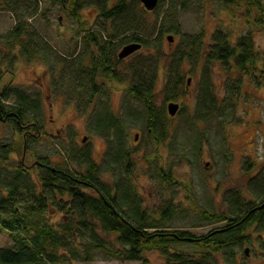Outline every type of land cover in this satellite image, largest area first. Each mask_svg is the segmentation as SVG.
<instances>
[{
	"label": "trees",
	"instance_id": "1",
	"mask_svg": "<svg viewBox=\"0 0 264 264\" xmlns=\"http://www.w3.org/2000/svg\"><path fill=\"white\" fill-rule=\"evenodd\" d=\"M24 1L31 12L17 16L11 31L0 36L4 56L10 55L12 61L20 57L29 62L42 60L48 66L52 80L56 83L60 80L61 93L68 94L84 112L98 95L105 92L108 83H127V100L144 104L148 134L158 148L175 144L176 132L172 128L173 118L167 112V104L186 95L188 79L183 71L186 62L195 65L203 62L195 114L197 122L207 121L214 114L224 118L236 112L245 76L253 77L258 85L264 83V70L259 67L263 60L260 61L257 54L252 29L234 42L220 27L213 33L208 46L204 31L183 34L164 84V104L159 108L156 103L158 65L166 36L181 34L178 12L182 4L179 0H171L163 16L161 11L165 0H159L153 11H147L139 0H117L112 6L110 0H72L69 15L83 23L82 11L96 9L95 18L103 22L107 36L105 40L100 33H87L82 38L85 50L68 56L60 54L29 22L39 13L36 1L13 0V5H7L15 8ZM217 1L230 9L243 4L248 11L259 9L260 14L253 23L264 28V0ZM3 2L2 6H5ZM186 4L187 0H183V5ZM133 42L143 43L148 54L132 59L121 68L117 52L120 47ZM93 51L101 53L96 56ZM215 63L237 75L235 80L228 82L227 93L222 99L211 77ZM185 108L182 105L179 114ZM41 111V101L31 99L25 90H11L10 86L1 89L0 114L7 118V122H13L16 131L22 135L23 145H6L0 141V234L8 232L13 241L12 245L0 250V264L91 262L97 251L121 262L147 264L148 254L158 251L166 264H219V255L223 256L226 249L251 244L256 232H264V170L249 182L255 201L236 191L230 193L228 214L199 209L203 221L225 222L222 227L201 236L190 230L166 229V223L178 209L177 204L169 200L161 208L146 205L132 181L136 162L135 150L128 147V120L112 111L98 117L97 130L118 146L114 163L124 173L125 183L112 184L104 179L100 165L89 153L79 158L81 165L87 164L81 171L67 166L66 160L62 165L54 166L48 157L36 161L37 176L31 171L34 168L27 166L24 160L16 167H9L10 153L27 155L30 144L39 135L38 123L37 134L29 129L33 125L31 114L39 115ZM160 158L154 154L153 158L143 160L147 163ZM159 177L165 182L174 179L172 172H164L163 166ZM257 200L259 203L255 204ZM178 244H194L201 247V251L199 254L188 253L179 250Z\"/></svg>",
	"mask_w": 264,
	"mask_h": 264
},
{
	"label": "rangeland",
	"instance_id": "2",
	"mask_svg": "<svg viewBox=\"0 0 264 264\" xmlns=\"http://www.w3.org/2000/svg\"><path fill=\"white\" fill-rule=\"evenodd\" d=\"M32 1H36L40 9L29 22L64 56L82 53L86 48L82 38L87 33L104 32L103 22L95 18L98 13L96 9L83 10L82 18L85 22L80 23L69 15L72 0ZM116 1L110 0V6ZM2 2L3 0H0V36L11 31L17 22V16L31 12L26 8V1L15 8L12 6L13 0L3 2L5 6H2ZM165 2L162 16L171 0ZM179 2L182 4L178 12L181 34H168L174 35V42L164 39L158 65L156 103L159 108L164 104V84L183 34H199L204 31L208 46L213 33L220 27L228 32L234 42L252 29L257 54L260 55V61L263 60L259 62V67L264 70V28L253 23L260 14L259 9L251 8V11H248L244 4L230 9L217 0H187L186 5H183V0ZM7 3L12 5L8 6ZM106 34L102 33L104 37ZM2 49L4 46L0 43V91L5 86H10L11 90L21 88L31 99L40 100L42 104L41 113L31 114L30 117L33 125L29 130H34L33 134H37L35 128L38 123L39 135L30 144L27 155L10 153L11 161L7 164L9 167H16L24 160L27 166L34 168L31 171L37 176V168L34 167L36 161L48 157L54 166L62 165L66 160L67 166L81 171L85 170L87 164L81 165L79 158L89 153L100 165L104 179L112 184L125 183L124 173L120 166L114 163L118 146L115 142L110 143L109 137L97 130L98 117L112 111L128 120V147L135 150L136 162L132 181L139 188L146 205L149 208H161L165 207L169 200L177 204L178 209L166 223V229L190 230L201 236L222 227L225 222L207 223L201 219L199 209L228 214L230 193L236 191H241L250 201H255L249 182L264 170V83L258 85L253 77L245 76L242 95L237 99L236 112L224 118L214 114L207 121L197 122L195 114L203 76V62L198 65L186 62L183 71L185 78H191V82L185 86L188 88L186 95L177 101L186 108L182 114L170 116L173 118L172 128L176 132L175 144L158 148L148 134L144 104L127 100V83H108L105 92L96 97L88 110L82 112L68 94L61 93L60 80L58 79L57 83L52 80L50 70L42 60L29 62L20 57L12 61L10 55L4 56L5 51ZM147 54L148 49L143 47L133 57L123 61L124 66L121 68H125L132 59ZM211 73L215 89L222 99L227 93L228 82L235 80L237 75L228 73L219 63L213 65ZM6 119L0 114V141L6 145H23L22 135L16 131L13 122H7ZM136 133L140 134L138 140L135 139ZM85 136L87 140L83 142ZM154 154L161 156L159 161L144 162L145 157L151 159ZM207 161L210 162L209 166H206ZM161 166L166 174L172 172V181L165 182L160 179ZM257 203L258 200L255 204ZM259 234L263 238H260ZM12 244L8 232L0 234V250ZM177 248L188 253L199 254L201 251V247L194 244H178ZM224 253L223 256L219 255V264H264V232H256L251 244L233 245ZM148 258L147 264H166V260L158 251L150 252ZM75 264L142 263L121 262L97 251L93 261H78Z\"/></svg>",
	"mask_w": 264,
	"mask_h": 264
},
{
	"label": "water",
	"instance_id": "3",
	"mask_svg": "<svg viewBox=\"0 0 264 264\" xmlns=\"http://www.w3.org/2000/svg\"><path fill=\"white\" fill-rule=\"evenodd\" d=\"M140 1L147 11H153L158 6L159 3V0H140ZM167 40L169 42H174L175 40L174 35H168ZM142 48H143V43L141 42L128 43L119 50L118 57L120 59L127 58L128 56H131L132 54L138 52ZM190 82H191V78H188V85L190 84ZM180 107L181 104L179 102L171 101L167 104V112L170 116L174 117L179 113ZM139 136L140 134L136 133L135 139L138 140ZM86 140L87 137L85 136L83 142H86ZM209 164L210 162L207 161L206 166H209ZM245 252L248 254L249 253L248 249H246Z\"/></svg>",
	"mask_w": 264,
	"mask_h": 264
},
{
	"label": "flooded vegetation",
	"instance_id": "4",
	"mask_svg": "<svg viewBox=\"0 0 264 264\" xmlns=\"http://www.w3.org/2000/svg\"><path fill=\"white\" fill-rule=\"evenodd\" d=\"M140 1V0H139ZM117 2V1H116ZM115 2V3H116ZM140 3H141V1H140ZM142 4V3H141ZM109 5H110V2H109ZM143 5V4H142ZM144 7V6H143ZM100 34L102 35V33L100 32ZM105 38V40H106V37H104ZM167 38V37H166ZM94 53H95V55L96 56H98L100 53H101V51H93ZM139 52V51H138ZM118 53H119V51L117 52V56H118ZM137 53V52H136ZM136 53H134V54H136ZM134 54H132L131 56H128L127 58H124V59H120L119 57H118V59L122 62V63H120V65L119 66H124V62L123 61H125L126 59H129V58H131V57H133L134 56ZM114 69V68H113ZM99 96V95H98ZM96 99V98H95ZM94 102H95V100H94ZM181 104V103H180ZM181 106H182V104H181ZM180 109H181V107H180ZM180 111V110H179ZM26 145V144H25Z\"/></svg>",
	"mask_w": 264,
	"mask_h": 264
},
{
	"label": "clouds",
	"instance_id": "5",
	"mask_svg": "<svg viewBox=\"0 0 264 264\" xmlns=\"http://www.w3.org/2000/svg\"><path fill=\"white\" fill-rule=\"evenodd\" d=\"M177 102V101H176Z\"/></svg>",
	"mask_w": 264,
	"mask_h": 264
}]
</instances>
